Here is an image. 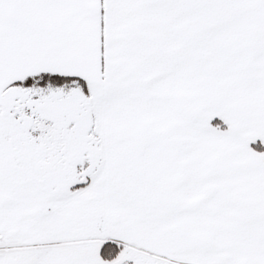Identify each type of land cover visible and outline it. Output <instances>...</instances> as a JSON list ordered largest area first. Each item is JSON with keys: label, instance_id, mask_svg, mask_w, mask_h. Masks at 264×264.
Masks as SVG:
<instances>
[{"label": "snow or ice", "instance_id": "snow-or-ice-1", "mask_svg": "<svg viewBox=\"0 0 264 264\" xmlns=\"http://www.w3.org/2000/svg\"><path fill=\"white\" fill-rule=\"evenodd\" d=\"M0 264H264V0H0Z\"/></svg>", "mask_w": 264, "mask_h": 264}]
</instances>
